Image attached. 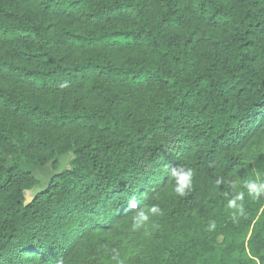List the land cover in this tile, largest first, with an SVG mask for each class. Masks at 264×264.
<instances>
[{
    "label": "trees",
    "instance_id": "1",
    "mask_svg": "<svg viewBox=\"0 0 264 264\" xmlns=\"http://www.w3.org/2000/svg\"><path fill=\"white\" fill-rule=\"evenodd\" d=\"M263 147L264 0H0V264H264Z\"/></svg>",
    "mask_w": 264,
    "mask_h": 264
},
{
    "label": "rangeland",
    "instance_id": "2",
    "mask_svg": "<svg viewBox=\"0 0 264 264\" xmlns=\"http://www.w3.org/2000/svg\"><path fill=\"white\" fill-rule=\"evenodd\" d=\"M260 151L264 152V147ZM188 223L187 219L171 225L154 213L149 219L136 223L119 246L101 255V261L106 264H140L154 251L157 238L168 236L173 229L183 228Z\"/></svg>",
    "mask_w": 264,
    "mask_h": 264
},
{
    "label": "clouds",
    "instance_id": "3",
    "mask_svg": "<svg viewBox=\"0 0 264 264\" xmlns=\"http://www.w3.org/2000/svg\"><path fill=\"white\" fill-rule=\"evenodd\" d=\"M169 172L171 173V179L175 181V191L180 195H184L185 191L191 185V179L193 176L192 170L181 165L178 168L169 167ZM221 183H223V181H221ZM232 186L235 188V183H233ZM244 186L246 187L248 194L251 196L260 197L264 195V182H257L256 180L248 179ZM225 195H228V193L226 192ZM243 198L244 193L237 192L228 200V207L242 211V206L239 204V201H241ZM130 206L135 208V201H131ZM157 211L158 208L156 206L151 208V212L156 213ZM144 218L147 219L146 216ZM212 226L214 227L215 225L213 224Z\"/></svg>",
    "mask_w": 264,
    "mask_h": 264
},
{
    "label": "water",
    "instance_id": "4",
    "mask_svg": "<svg viewBox=\"0 0 264 264\" xmlns=\"http://www.w3.org/2000/svg\"><path fill=\"white\" fill-rule=\"evenodd\" d=\"M70 159H71V155H69V154L61 157L58 174H61L64 170L69 168ZM51 165H52V163H49L47 165V169H51ZM39 192H40V190L38 188H34L32 190H25L23 192V196L25 199L24 206L26 207L29 204H31L35 200V198Z\"/></svg>",
    "mask_w": 264,
    "mask_h": 264
}]
</instances>
